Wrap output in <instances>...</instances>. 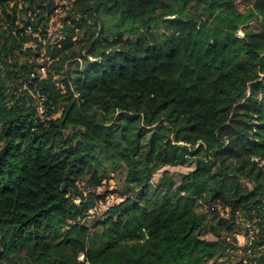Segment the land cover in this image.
I'll return each mask as SVG.
<instances>
[{
  "label": "trees",
  "instance_id": "1",
  "mask_svg": "<svg viewBox=\"0 0 264 264\" xmlns=\"http://www.w3.org/2000/svg\"><path fill=\"white\" fill-rule=\"evenodd\" d=\"M9 1L0 0V264L23 248L45 264H233L222 256L229 224L197 199L264 205V0L244 11L234 0H75L39 79L38 62L22 54L31 48L21 50L29 38L11 29L28 10L41 9L33 22L44 23L51 0ZM170 14L180 20L173 28ZM75 28L87 35L79 48ZM31 90L46 96L43 121ZM100 155L128 167V188L107 210L122 213L119 230L98 220L103 228L86 245L84 219L106 177ZM189 156L187 193L165 177L158 203L132 195H147L151 170Z\"/></svg>",
  "mask_w": 264,
  "mask_h": 264
},
{
  "label": "rangeland",
  "instance_id": "2",
  "mask_svg": "<svg viewBox=\"0 0 264 264\" xmlns=\"http://www.w3.org/2000/svg\"><path fill=\"white\" fill-rule=\"evenodd\" d=\"M16 0L9 1V5H13ZM54 1V0H53ZM237 7L244 11L246 8L252 6L253 0H234ZM51 15L50 17L55 18L57 22H61V17L64 15L63 13L54 14V12L50 11ZM24 17V16H21ZM77 18V17H76ZM165 24L168 28H173L178 23H180V20L176 14H170L165 16ZM249 24V23H248ZM250 26L257 28L259 26L258 20H252L249 24ZM99 26V24H98ZM62 28L61 26L59 27ZM76 34L74 35L73 39H78V36L80 38V42H78V48L80 46H83L86 43L87 35H84V28L81 29L79 33V28H75ZM61 32V30H60ZM54 34H59L58 30L54 31ZM238 35H243V28L237 30ZM96 35V34H95ZM110 40H114V37L109 35ZM41 43H39V46L37 49H30L31 51H25L22 54L27 56L30 59L39 60V53L43 49L46 51V48L41 47ZM78 50V49H77ZM80 52L82 54L85 53V48L82 47ZM19 61L23 60V57L20 56ZM39 57V58H38ZM90 60H94L95 58L89 56ZM8 60V59H7ZM78 62L82 64V58H78L76 61L74 60L73 63H71V67H75ZM52 78L55 80V83L57 84V87H59L62 92H64V85L59 81L62 77V74L59 71H56L52 69ZM47 73V68L46 72ZM48 74V73H47ZM60 112L57 113L59 115ZM56 115V116H57ZM100 163L102 164L104 171L105 178L102 179L101 186L97 187L95 189L96 194H98L99 198L95 201V206L90 209L89 215L84 219L85 223L88 225V235L85 238V244L89 245L94 242V240H97L98 234L103 228V225L99 223L98 220H104L105 219V225L111 227L114 231H118L121 224V218H123L122 213L121 214H109L107 212L108 208L114 204H118L122 200L126 198L124 195V191L128 188L126 177L128 173V167L120 161H116L113 159H110L109 157L105 155L99 156ZM94 160V159H93ZM194 167V157L189 156L187 160L184 163L180 164H165L160 166L159 168L151 170V176L149 180V187L147 188V195H141L140 190L136 189L134 193L132 194L139 202L142 204L145 203V201H150L151 203H158L160 199L157 197V194L154 191L155 185H157V181L160 178L170 177L173 181V187L172 190L179 187L181 192L187 193L190 188L186 185L180 186V180L182 177V174L187 172L188 170L192 169ZM164 180V179H162ZM78 186L81 187L83 190L85 187L83 186V181H79ZM161 191L160 188L157 190V192H161V194H166V190ZM167 196V194H166ZM150 206V204H149ZM210 214V213H209ZM211 217H208L209 221H207L204 225V229L209 227V224L211 222H215L217 218L211 219ZM98 221V222H97ZM203 236L206 237H214V235L210 234L209 232L203 231ZM50 248V244L48 241L43 240L41 243V250L47 252ZM27 248H23L20 250L19 255L17 258L15 257L14 261L9 262V264H12L15 262V264H45V262L41 258H31L28 257ZM226 250H224L222 256H226ZM78 260H85L83 252H79L77 255ZM218 260H221L218 258Z\"/></svg>",
  "mask_w": 264,
  "mask_h": 264
},
{
  "label": "built area",
  "instance_id": "3",
  "mask_svg": "<svg viewBox=\"0 0 264 264\" xmlns=\"http://www.w3.org/2000/svg\"><path fill=\"white\" fill-rule=\"evenodd\" d=\"M74 2L75 0H51L50 10L44 11L42 15L46 17L45 22L38 25H35L33 19L41 9H37L35 12L28 10L23 20L16 18L11 33L21 38H29L22 44L21 50L37 49L39 43L43 48H46L48 43L60 46L64 38L60 32L61 28L59 30L62 23L51 18L50 11H53L54 14L64 13L66 9L73 6ZM22 4L23 0H18V7H21ZM55 30H58L59 34H54ZM39 57L40 61L36 59L38 62L36 73H31L38 79L46 75V67L55 59L44 49L40 51ZM32 96L36 97L35 117L43 121L47 118L44 103L46 96L38 90L32 91ZM57 113L51 117H55ZM74 201L78 203L80 198H75ZM197 201L202 205L203 211L216 212L229 224L230 230L223 232L222 235L229 243L226 255L233 264H264V205L256 203L249 207L232 208L230 205H224L221 201L209 203H205L201 199H197Z\"/></svg>",
  "mask_w": 264,
  "mask_h": 264
},
{
  "label": "water",
  "instance_id": "4",
  "mask_svg": "<svg viewBox=\"0 0 264 264\" xmlns=\"http://www.w3.org/2000/svg\"><path fill=\"white\" fill-rule=\"evenodd\" d=\"M50 10V5L49 4H47V11H49Z\"/></svg>",
  "mask_w": 264,
  "mask_h": 264
}]
</instances>
